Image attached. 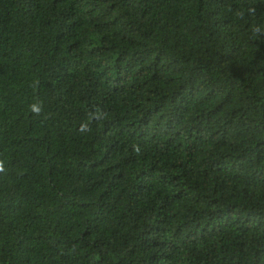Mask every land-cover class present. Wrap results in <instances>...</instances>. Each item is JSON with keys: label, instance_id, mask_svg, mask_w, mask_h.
<instances>
[{"label": "trees", "instance_id": "obj_1", "mask_svg": "<svg viewBox=\"0 0 264 264\" xmlns=\"http://www.w3.org/2000/svg\"><path fill=\"white\" fill-rule=\"evenodd\" d=\"M0 264H264V0H0Z\"/></svg>", "mask_w": 264, "mask_h": 264}]
</instances>
